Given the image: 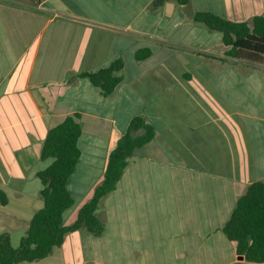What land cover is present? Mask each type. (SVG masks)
I'll use <instances>...</instances> for the list:
<instances>
[{"label": "crops", "instance_id": "crops-1", "mask_svg": "<svg viewBox=\"0 0 264 264\" xmlns=\"http://www.w3.org/2000/svg\"><path fill=\"white\" fill-rule=\"evenodd\" d=\"M196 12L251 24L264 0H0V234L25 236L44 208L38 174L51 130L80 115L81 157L68 189L75 223L135 117L156 131L137 148L99 217L22 264H257L222 232L237 199L264 180V65L237 61ZM151 55L138 61L136 53ZM124 58L108 97L88 78Z\"/></svg>", "mask_w": 264, "mask_h": 264}, {"label": "trees", "instance_id": "trees-1", "mask_svg": "<svg viewBox=\"0 0 264 264\" xmlns=\"http://www.w3.org/2000/svg\"><path fill=\"white\" fill-rule=\"evenodd\" d=\"M40 3L44 0H34ZM185 5L189 0H176ZM163 0H155L161 6ZM192 21L207 29L219 32L222 42L229 47L226 56L237 61L264 65V16H256L251 24L232 22L210 12H196ZM151 55L148 49L136 53L138 61ZM124 58L96 73L79 74L88 78L104 97L110 96L123 80ZM82 135L80 115L69 116L53 128L44 142L41 158H54V163L40 172L44 186L40 197L44 208L32 219L27 233L15 248L8 233L0 234V264L34 263L51 256L63 245L67 234L87 230L94 236L104 230L105 222L99 217L105 198L116 190L137 148L145 146L156 137V131L143 117H135L127 132L110 152L104 176L95 187L91 199L78 212L74 224H64V214L73 207L74 197L68 183L81 157L79 139ZM8 197L0 190V205ZM223 234L234 243L235 252L247 262L264 264V180L252 183L237 199L235 207L222 228Z\"/></svg>", "mask_w": 264, "mask_h": 264}, {"label": "rangeland", "instance_id": "rangeland-1", "mask_svg": "<svg viewBox=\"0 0 264 264\" xmlns=\"http://www.w3.org/2000/svg\"><path fill=\"white\" fill-rule=\"evenodd\" d=\"M19 238H20V232L15 233L14 236H13V241H14V245L13 246L15 248H17L19 246V243H20Z\"/></svg>", "mask_w": 264, "mask_h": 264}]
</instances>
